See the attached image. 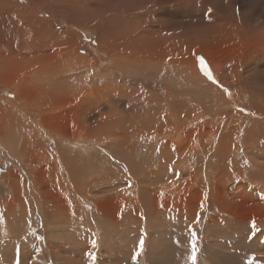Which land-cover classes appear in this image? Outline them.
<instances>
[{
	"label": "rangeland",
	"instance_id": "rangeland-1",
	"mask_svg": "<svg viewBox=\"0 0 264 264\" xmlns=\"http://www.w3.org/2000/svg\"><path fill=\"white\" fill-rule=\"evenodd\" d=\"M8 1L0 264H264V0Z\"/></svg>",
	"mask_w": 264,
	"mask_h": 264
},
{
	"label": "bare ground",
	"instance_id": "bare-ground-1",
	"mask_svg": "<svg viewBox=\"0 0 264 264\" xmlns=\"http://www.w3.org/2000/svg\"><path fill=\"white\" fill-rule=\"evenodd\" d=\"M6 1V0H5ZM8 1V0H7ZM129 1V0H128ZM187 1V0H186ZM185 1V3L187 4V2ZM197 2H198V4H202V3H199V2H202L203 0H196ZM8 2H10V1H8ZM17 2V1H16ZM37 2V1H36ZM50 2V1H49ZM131 2V1H130ZM145 2H147V1H145ZM2 3V2H1ZM32 3H33V1H32ZM62 3V2H61ZM94 3V2H93ZM128 3V2H127ZM133 3V2H132ZM179 3V2H178ZM191 3L193 4V0L191 1ZM48 4V3H47ZM51 4V3H50ZM96 4V3H95ZM100 4V3H99ZM103 4V3H102ZM119 4V3H118ZM161 4V3H160ZM195 4V3H194ZM10 5V4H9ZM49 5V4H48ZM101 5V4H100ZM131 5V4H130ZM129 5V6H130ZM134 5V4H133ZM142 5H143V3H142ZM12 6H14L13 5V3H12ZM37 6V5H36ZM46 6V5H45ZM114 6V5H113ZM3 7V6H2ZM41 7V6H40ZM48 7V6H47ZM27 8V7H26ZM39 8V7H38ZM52 8V7H51ZM60 8H62V7H60ZM157 8H158V6H157ZM165 8V7H164ZM184 8V7H183ZM10 9V8H9ZM56 9V8H55ZM54 9V10H55ZM97 9V8H96ZM99 9V8H98ZM112 9V8H111ZM115 9H117L116 7H115ZM1 10H3L2 8H1ZM50 10H52V9H50ZM102 10V9H101ZM165 10V9H164ZM181 10V9H180ZM190 10V9H189ZM14 11V10H13ZM62 11H63V9H62ZM61 11V12H62ZM152 11V10H151ZM16 12V11H15ZM20 12V11H19ZM110 12V11H109ZM130 12V11H129ZM163 12H165V11H163ZM162 12V13H163ZM21 13H22V11H21ZM46 13V12H45ZM96 13V12H95ZM161 13V14H162ZM48 14V13H47ZM111 14V13H110ZM24 15V14H23ZM35 15V14H34ZM159 15V14H158ZM6 16V15H5ZM19 16V15H18ZM26 16V15H25ZM50 16V15H49ZM97 16V15H96ZM142 16V15H141ZM148 16H149V14H148ZM29 17V16H28ZM33 17H35V16H33ZM127 17V16H126ZM138 17V16H137ZM19 18V17H18ZM12 19V18H11ZM15 19V18H14ZM13 19V20H14ZM35 19V18H34ZM99 19V18H98ZM139 19H140V17H139ZM16 20V19H15ZM18 20V19H17ZM125 20V19H124ZM150 20V19H149ZM27 21V20H26ZM127 21V20H126ZM16 22V21H15ZM14 22V23H15ZM55 22V21H54ZM68 22V21H67ZM142 22H143V20H142ZM146 22V21H145ZM26 23V22H25ZM30 23V22H29ZM28 23V24H29ZM71 23V22H70ZM128 23V22H127ZM144 23V22H143ZM12 24V23H11ZM19 24V23H18ZM20 24H23L24 25V23L22 22V23H20ZM138 24V23H137ZM144 24H146V23H144ZM143 24V25H144ZM4 25V24H3ZM25 26V25H24ZM37 26V25H36ZM136 27V26H135ZM142 27V26H141ZM146 27V26H145ZM144 27V28H145ZM26 28V27H25ZM138 28V27H137ZM143 28V27H142ZM139 29V28H138ZM4 30V29H3ZM17 30V29H16ZM142 30H144V29H142ZM10 31V30H9ZM128 31H129V29H128ZM122 32V31H121ZM125 32V31H124ZM16 33V32H15ZM21 33V32H20ZM138 33V32H137ZM9 34V33H8ZM106 34V33H105ZM134 34V33H133ZM132 35V34H131ZM146 35V34H145ZM144 35V36H145ZM134 37V36H133ZM102 38V37H101ZM120 39V38H119ZM132 40V39H131ZM139 40V39H138ZM102 41V40H101ZM122 41H123V39H122ZM121 41V42H122ZM99 42V41H98ZM126 43V42H125ZM125 43H123V44H125ZM140 43V42H139ZM28 44V43H27ZM142 44V43H141ZM26 46V45H25ZM123 47H125V46H123ZM132 47V46H131ZM27 48V47H26ZM124 49V48H123ZM129 49V48H128ZM134 49H135V46H134ZM131 50H133L132 48H131ZM120 53H122L121 51H119ZM134 52V51H133ZM118 53V52H117ZM119 53V54H120ZM126 53V52H125ZM130 53V52H129ZM132 56V55H131ZM122 57V56H121ZM120 57V58H121ZM136 57H138V55L136 56ZM34 58V57H33ZM126 61V60H125ZM132 64V63H131ZM133 64H134V62H133ZM46 65H48V64H46ZM126 65V64H125ZM129 65V64H128ZM129 66H131V65H129ZM139 66H142L141 64L139 65ZM47 67V66H46ZM44 68V67H43ZM42 70H44V69H42ZM42 70L40 71V73L42 74L43 72H42ZM52 71H53V69H52ZM44 76H46V75H43V77ZM84 76V75H83ZM51 77V76H50ZM223 78V77H222ZM55 79V78H54ZM50 80V79H49ZM56 80V79H55ZM69 80V79H68ZM57 81V80H56ZM51 83V82H50ZM75 85V84H74ZM58 88V87H57ZM63 89V88H62ZM73 90V89H72ZM53 91V90H52ZM212 92V91H211ZM208 96V95H207ZM107 104V103H106ZM135 107H139L138 106V104H136V103H131L129 106H128V109L129 110H131V109H133V108H135ZM129 113V112H128ZM107 114V113H106ZM108 114H110V113H108ZM109 118V117H108ZM117 118V117H116ZM109 121V120H108ZM111 122V121H110ZM114 122V121H113ZM110 124V123H109ZM107 125H108V122H107ZM111 125V124H110ZM113 125V124H112ZM112 125H111V127H112ZM118 125V124H117ZM113 126H115V124L113 125ZM110 127V126H109ZM116 127H118V126H115V128ZM122 127V126H121ZM113 132V131H112ZM138 134V133H137ZM145 137H146V135H145ZM105 140V139H104ZM116 163V162H115ZM140 197V196H139ZM142 202H143V200H142ZM144 203V202H143ZM140 208L139 209H144L145 207H144V204H140V206H139ZM141 211V210H140ZM145 212V211H144ZM166 216V215H165ZM152 225V224H151Z\"/></svg>",
	"mask_w": 264,
	"mask_h": 264
},
{
	"label": "snow or ice",
	"instance_id": "snow-or-ice-1",
	"mask_svg": "<svg viewBox=\"0 0 264 264\" xmlns=\"http://www.w3.org/2000/svg\"><path fill=\"white\" fill-rule=\"evenodd\" d=\"M201 64L203 65V61H201ZM204 72L207 74V75H209V77L211 78V74H210V72L208 71V69L205 67L204 68ZM255 227V225H254V223H253V228ZM143 245V241H141V246ZM195 252H196V249H195V244L193 243V250H192V257H191V259H192V261H193V264H195ZM255 260V258L253 257L252 258V261H254ZM250 264H252V262L250 261Z\"/></svg>",
	"mask_w": 264,
	"mask_h": 264
}]
</instances>
